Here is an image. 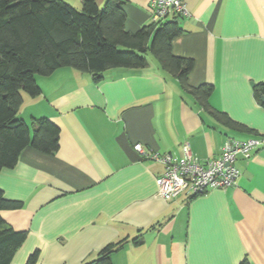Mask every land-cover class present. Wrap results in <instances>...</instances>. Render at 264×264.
<instances>
[{
  "label": "crops",
  "instance_id": "crops-1",
  "mask_svg": "<svg viewBox=\"0 0 264 264\" xmlns=\"http://www.w3.org/2000/svg\"><path fill=\"white\" fill-rule=\"evenodd\" d=\"M67 1V0H65ZM82 0L67 1L80 8ZM105 0H95L102 6ZM188 16L172 40L175 55L192 58V86L212 84V107L241 124L205 112L151 55L143 68L90 72L60 67L36 76L37 96L22 92L18 116L47 117L60 129L57 150L30 146L0 169V189L22 207L0 216L26 237L9 264H82L121 242L112 264H264V145L238 158L235 185L195 196L157 195L163 165L133 149L218 156L226 138L264 135V0H184ZM149 0H125L124 27L151 22ZM138 241L134 242L133 239Z\"/></svg>",
  "mask_w": 264,
  "mask_h": 264
},
{
  "label": "trees",
  "instance_id": "trees-1",
  "mask_svg": "<svg viewBox=\"0 0 264 264\" xmlns=\"http://www.w3.org/2000/svg\"><path fill=\"white\" fill-rule=\"evenodd\" d=\"M124 3L125 0H105L98 6L95 0H82L80 8H76L65 0H0V169L12 167L27 146L48 154L58 148L57 124L47 117H33L29 124L18 116L22 92L32 97L40 93L36 76L72 67L100 79L101 73L110 68L146 67L148 51L205 112L230 127L243 129L211 106L212 84H189L193 59L172 51V40L183 32L181 16L172 14L151 20L130 32L124 27ZM255 89L263 97L264 106V83ZM20 207L22 201L7 199L0 189V210ZM25 237L26 231L13 229L0 216V264L10 263ZM120 245L121 242L107 244L96 258L82 264H112L111 255ZM36 257L35 251L25 264H36ZM240 264L251 263L245 257Z\"/></svg>",
  "mask_w": 264,
  "mask_h": 264
},
{
  "label": "built area",
  "instance_id": "built-area-1",
  "mask_svg": "<svg viewBox=\"0 0 264 264\" xmlns=\"http://www.w3.org/2000/svg\"><path fill=\"white\" fill-rule=\"evenodd\" d=\"M148 10L152 21L164 19L172 14L188 16L184 0H149ZM264 145V135L245 140L228 137L218 156L199 159L193 155L189 143L182 144V154L149 152L140 142L133 144L142 157L150 158L163 165V172L156 177L157 195L170 199L182 192L189 195L205 193L213 188H227L236 184L240 170L238 158L248 159L251 152Z\"/></svg>",
  "mask_w": 264,
  "mask_h": 264
},
{
  "label": "rangeland",
  "instance_id": "rangeland-1",
  "mask_svg": "<svg viewBox=\"0 0 264 264\" xmlns=\"http://www.w3.org/2000/svg\"><path fill=\"white\" fill-rule=\"evenodd\" d=\"M67 1H71V0H67ZM105 2V1H104ZM104 2H103V4H104ZM102 4V5H103ZM73 5V4H72ZM76 7V6H75ZM77 8H79V7H77ZM146 56H148V57H150L151 56V54L149 53V51L146 53Z\"/></svg>",
  "mask_w": 264,
  "mask_h": 264
}]
</instances>
